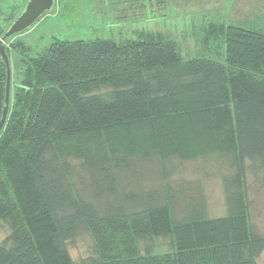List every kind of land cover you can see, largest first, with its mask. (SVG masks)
I'll return each mask as SVG.
<instances>
[{
    "label": "trees",
    "instance_id": "obj_1",
    "mask_svg": "<svg viewBox=\"0 0 264 264\" xmlns=\"http://www.w3.org/2000/svg\"><path fill=\"white\" fill-rule=\"evenodd\" d=\"M150 1L165 12L168 0ZM167 16L117 37L12 46L0 264H258L264 233L251 222L246 173L264 180V25ZM214 155L231 170L227 214L190 200L176 217V167ZM128 217L143 248L107 256L99 236L91 256L74 255L92 225Z\"/></svg>",
    "mask_w": 264,
    "mask_h": 264
},
{
    "label": "rangeland",
    "instance_id": "obj_2",
    "mask_svg": "<svg viewBox=\"0 0 264 264\" xmlns=\"http://www.w3.org/2000/svg\"><path fill=\"white\" fill-rule=\"evenodd\" d=\"M24 2L25 0H0V36ZM150 3L152 1L149 0H56L54 12L43 16L32 30L13 38L11 46L22 41L35 52L46 47L52 37L67 40L117 37L119 32L125 35L130 26H145L157 14L160 16L162 13L167 14L169 20L180 22L192 18L194 23H199L218 14L228 22L248 24L246 22L251 21L255 25H264V0H168L165 12L159 8H155L156 12H151ZM169 20H166V24ZM154 22L161 25L163 20L158 18L151 24ZM13 55V58L17 56L14 52ZM15 74L14 69V81ZM228 166V161L218 155L206 160H186L182 165H178L174 171V185L179 196L174 208L176 217L185 214L184 207L190 200L193 203H201L209 217L225 216L227 201L223 175L231 171ZM246 192L253 228L264 233L262 170L248 167ZM137 222L134 217L99 221L92 225V237L88 233L77 237L72 251L79 258H87L92 255L94 239L98 242V237L102 236L106 239L107 256L130 254L129 250L136 243L141 248L146 244L137 233L140 229ZM7 233V225L0 224V242ZM105 246L103 245V248ZM162 249L165 250L166 246H162ZM257 261L258 264H264V251Z\"/></svg>",
    "mask_w": 264,
    "mask_h": 264
},
{
    "label": "water",
    "instance_id": "obj_3",
    "mask_svg": "<svg viewBox=\"0 0 264 264\" xmlns=\"http://www.w3.org/2000/svg\"><path fill=\"white\" fill-rule=\"evenodd\" d=\"M55 2L56 0H27L17 17L8 25L0 38V59L5 63L7 73L6 80L0 82L1 94L4 84H7L6 104L2 110L0 106V133L7 121L10 110L9 93L12 79V68L9 55L6 51V42H9L14 36L21 34L26 30L32 29L43 16L49 12H54Z\"/></svg>",
    "mask_w": 264,
    "mask_h": 264
},
{
    "label": "flooded vegetation",
    "instance_id": "obj_4",
    "mask_svg": "<svg viewBox=\"0 0 264 264\" xmlns=\"http://www.w3.org/2000/svg\"><path fill=\"white\" fill-rule=\"evenodd\" d=\"M27 0H25L24 4L26 3ZM24 4L22 5V7L24 6ZM22 7L20 8L19 12L21 11ZM19 12L17 13V15L19 14ZM17 15L10 21V23L17 17ZM9 23V24H10ZM8 24V25H9ZM7 25V27H8ZM6 27V28H7ZM33 29V28H32ZM32 29H29V30H26L25 32L21 33V34H18L16 36H14L13 38L17 37V36H21V35H24L26 32L32 30ZM6 30V29H5ZM5 30L3 31V33L5 32ZM3 33L1 34L0 38L2 37ZM12 38V39H13ZM11 39V40H12ZM9 41V42H6V51L9 55V58H10V64H11V68H12V79H11V85H10V93H9V104L11 103V100H12V96H13V90H14V58H13V49H11V44H12V41ZM4 70V71H3ZM7 78V73H6V67H5V63L0 59V82L1 81H5ZM1 91V89H0ZM6 95H7V84L5 83L4 86H3V89H2V94L0 92V96H1V103H0V106H1V110L3 109V107L5 106V102H6ZM0 110V111H1Z\"/></svg>",
    "mask_w": 264,
    "mask_h": 264
}]
</instances>
